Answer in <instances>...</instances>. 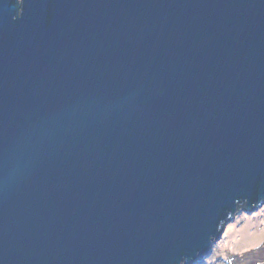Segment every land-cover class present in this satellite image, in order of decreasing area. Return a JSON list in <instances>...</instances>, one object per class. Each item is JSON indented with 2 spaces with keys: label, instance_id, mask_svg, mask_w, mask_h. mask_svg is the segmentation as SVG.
Masks as SVG:
<instances>
[{
  "label": "water",
  "instance_id": "water-1",
  "mask_svg": "<svg viewBox=\"0 0 264 264\" xmlns=\"http://www.w3.org/2000/svg\"><path fill=\"white\" fill-rule=\"evenodd\" d=\"M264 205V0H0V264H204Z\"/></svg>",
  "mask_w": 264,
  "mask_h": 264
},
{
  "label": "rangeland",
  "instance_id": "rangeland-1",
  "mask_svg": "<svg viewBox=\"0 0 264 264\" xmlns=\"http://www.w3.org/2000/svg\"><path fill=\"white\" fill-rule=\"evenodd\" d=\"M204 264H264V205L251 214L240 211Z\"/></svg>",
  "mask_w": 264,
  "mask_h": 264
}]
</instances>
